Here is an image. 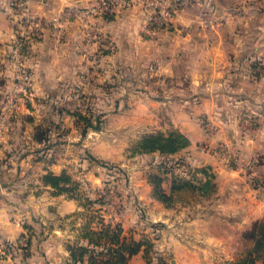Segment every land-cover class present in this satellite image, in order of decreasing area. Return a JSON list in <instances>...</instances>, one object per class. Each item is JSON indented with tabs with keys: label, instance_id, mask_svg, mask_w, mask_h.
<instances>
[{
	"label": "crops",
	"instance_id": "0c3cea01",
	"mask_svg": "<svg viewBox=\"0 0 264 264\" xmlns=\"http://www.w3.org/2000/svg\"><path fill=\"white\" fill-rule=\"evenodd\" d=\"M9 1L0 0V110L13 83L16 17ZM92 1L25 0L44 21ZM199 1L156 41L141 37L135 6H117L108 16L58 19L49 27H60L61 36L32 42L25 63L36 79L35 97L0 135V264L20 259L4 244L24 233L28 264H69L77 246L87 250L83 264H264V187L257 183L264 178V72L255 62L264 55V13L260 1L248 8V19L231 17L228 0ZM208 8L215 15L202 20ZM86 71L93 119L70 102L71 76ZM103 81L111 96L105 101L95 99ZM119 90L127 92L124 99ZM102 119L103 128L92 124ZM167 129L189 143L166 155L126 157L132 140ZM233 156L235 167L228 164ZM167 159L197 171L189 188L164 168ZM96 160L126 167L128 178L124 193L109 190L87 210L82 189L102 197ZM63 173L70 180L62 189L43 180ZM255 225L260 233L252 236ZM87 231L117 234L119 243L93 242ZM135 242L132 254L121 249ZM107 250L126 258L117 263Z\"/></svg>",
	"mask_w": 264,
	"mask_h": 264
},
{
	"label": "built area",
	"instance_id": "2783aa9c",
	"mask_svg": "<svg viewBox=\"0 0 264 264\" xmlns=\"http://www.w3.org/2000/svg\"><path fill=\"white\" fill-rule=\"evenodd\" d=\"M115 0H93L86 7L66 8L61 13L62 17L67 18L74 10L78 16L86 17L96 14L108 16L115 11L118 6ZM187 4L186 0H174L173 4L165 6L163 9L154 13L150 19L145 20L143 28L144 34L150 38L156 36V32L164 27L168 22H171V17L179 12L182 7ZM9 7L13 9V14L16 17V29L12 38V49L10 51L11 58L16 63L12 73V88L6 99L5 104L0 110V135L7 130L11 116H13L29 101L35 97V77L33 73L22 62V58L27 51L24 42L30 37L40 36L41 28L46 23H55L58 19L52 18L49 21H44L37 18L32 13L25 0H10ZM229 166L235 167L238 164V158L233 156L228 161ZM258 186L264 187V178L257 180ZM112 185L110 191H113ZM19 251L23 254L27 250V234L19 238ZM21 254V255H22ZM15 264H28L26 257H20Z\"/></svg>",
	"mask_w": 264,
	"mask_h": 264
},
{
	"label": "rangeland",
	"instance_id": "374dc122",
	"mask_svg": "<svg viewBox=\"0 0 264 264\" xmlns=\"http://www.w3.org/2000/svg\"><path fill=\"white\" fill-rule=\"evenodd\" d=\"M197 1H199V0H197ZM228 1H229L228 2L229 4L226 5L225 11L228 12V14L231 17L239 15L240 19L244 18V17L246 19L253 18V16L251 14H248V12H247L248 8L250 6H253V3L257 4V2H259V1H260L258 3L259 4L258 8H260L259 14L264 13V0H228ZM115 2L118 3L117 5L120 8L127 7V6H129L131 8V7L135 6L137 8L136 14L139 15L138 17L140 18V21H141V27H140L141 37L144 39H147V40L156 41L159 38L160 34L165 32L169 28H171V26L174 24L175 20L177 19L176 18L177 14L180 13L182 10L188 8L191 4L195 3L196 0H186L187 4H185L179 12H177L176 14H174L171 17V22H168L169 23L168 25L166 24L164 27H162L160 30H158L156 32L157 34L154 38H150L144 34L143 31H145V30L143 28V25L145 23V20H147V19L149 20L150 17L153 16L154 13H157L158 11L163 9L165 6L173 4L174 0H115ZM73 8H76V7H73ZM212 15H215V13L213 12V10L211 8H208L207 10H204L201 12L200 18L202 20L206 21L208 19H211ZM216 16H218V15H216ZM68 17L78 18L79 16L74 10ZM37 18H40V17L37 16ZM53 18L64 19V17H62V14H60V16H55ZM42 20H44V19H42ZM50 24L52 25L53 23L52 22L46 23V25L41 28L40 36L30 37V38L25 40L24 45H25V48L27 49V51L25 52L21 62L27 68H29V67L26 65L25 59L29 56L30 51L32 50L31 49L32 48V42L34 40L43 39L44 35H46L47 33H50V34L56 33L57 35L61 36V28L60 27L55 28V29L53 27L51 28V27H49ZM16 27H15V29H16ZM13 34H15L14 30H13ZM11 45H12V42H11L10 47H9V54H10V51L12 49ZM108 48L109 47H107V49ZM9 56L11 58V55H9ZM11 60H12V58H11ZM249 61H247V64L249 63ZM252 62L254 63V60ZM255 62L260 63L258 65L261 66V70H262V72H264V55L261 57V59L255 60ZM15 65H16V63L13 62V71H14ZM251 66L252 65H250V67ZM90 80H91V76H90V74H88V71H86L85 73H82L80 76L77 74H74L73 76H71V78H70L71 85L70 86L72 87V90L70 92V102H71V108H72V110H74V112H76V109H74V108H77V106H78V107H80L79 111H81L83 113V115L87 116L89 119L90 118L93 119L94 112H96L93 97L91 95H88V93L86 92V89H85L86 86L89 85ZM35 82H36V79H35ZM60 83H61V81H60ZM102 87L103 88L101 90V95L97 96V98H95V99L98 100V98H99L100 100L105 101L111 97V96H109L108 83H105L103 81ZM117 94L121 99H124L123 97L127 95V92L126 91L122 92L119 90L117 92ZM100 115H102V114H100ZM103 120L104 119L100 120L98 123H97V120H95V122H93L92 124L96 125V126L99 125L100 128H103L105 125ZM167 130H172V129H167ZM137 140H139V138L132 140L131 144L129 145V147L125 151H128V149H132V147L135 145ZM125 155H126V153H125ZM126 157H128V156L126 155ZM107 162L110 166L113 167V165H115V167H120L123 171L121 172V171H118L117 168L104 167V166H101L99 164L102 167L101 172L103 175V184H102V188L100 189L101 195L103 197H106L107 195L110 194L111 191L109 192V190H110L111 186L113 185V183L115 182V180L117 183H115L114 187L116 188V186H117V190L115 188H113V192L114 193L117 192V194H121L123 191L121 187H123V186H120V185H122V182L119 180V178H123L122 176L124 174L126 175V178H128V172H129L126 167H123L116 162H110V161H107ZM122 181H123V179H122ZM82 190L84 193L83 197H84V202H85V206H86L87 210H93L92 208H94V205H93L92 201H95L94 200L95 190H94V192H91L92 189L89 186L85 187ZM123 193H124V191H123ZM96 197H98V196L96 195Z\"/></svg>",
	"mask_w": 264,
	"mask_h": 264
},
{
	"label": "trees",
	"instance_id": "16d2710c",
	"mask_svg": "<svg viewBox=\"0 0 264 264\" xmlns=\"http://www.w3.org/2000/svg\"><path fill=\"white\" fill-rule=\"evenodd\" d=\"M189 143L188 138L185 136V134H183L182 132L176 130V129H172V130H168L165 132L162 131H155V132H150V133H146L143 134L139 140H137V142L135 143V145L132 147V149H128V151H126V155L128 157H132L138 154H143V153H150V152H159L160 154L166 155V154H170L173 152H176L177 150L185 147L187 144ZM97 163H99L101 166L104 167H112L108 164L107 161L104 160H96ZM161 163L164 164V168H166L169 172L177 175L178 178H180L182 181L183 185H187V187L189 188V186H191V184L189 182L194 181L195 179V175H197V171L196 170H190V169H182V167H184L183 165H186L184 163L183 160L180 159H167L164 162L162 161ZM114 168H117L118 171H123L120 167H115V165H113ZM112 167V168H113ZM123 178H120V181L122 182V184H126L127 183V178L126 175L124 174L122 176ZM123 179V181H122ZM43 180L44 181H48L51 185L55 186L58 189H62L63 187L61 186L62 182H67L70 180V177L67 176L66 174H61V175H53V174H47L43 176ZM158 192V191H157ZM103 196L100 198L97 197V199L95 201L92 202H97L100 201L102 202ZM139 211H142V207H140L138 205L137 208ZM117 231H119L117 229ZM256 232L260 233V227L258 226H253L252 228V232L250 233V235H255ZM99 234V235H98ZM98 234H94L92 231H87L85 233V236L88 237L89 240L93 241V242H97L99 243L100 238L101 237H108V233L103 231L100 232ZM23 236V234L21 235ZM255 237V236H254ZM29 238L30 236L27 235V248H28V244H29ZM108 240H110L111 242H115V243H119V237L117 234H113L110 235V237H108ZM261 243V241L259 240V244ZM5 248L9 249L12 253L13 256L15 257V259H18V251H19V238L17 239L16 242H6L5 244ZM139 243L135 242L129 245H121V249H124L127 251L128 254H132L134 252H136L139 249ZM150 246V244H147V246ZM71 248V258L69 261V264H83V254L86 253V249L82 246H77V247H70ZM109 253H112L114 261L117 263H123L124 259L126 258L123 253L121 251L118 250H112L109 251L107 250ZM28 256V252H23V254L20 257H27ZM18 262V260L16 261ZM91 264H102L96 260H92L91 259ZM233 264H248L247 262H241V263H233Z\"/></svg>",
	"mask_w": 264,
	"mask_h": 264
}]
</instances>
